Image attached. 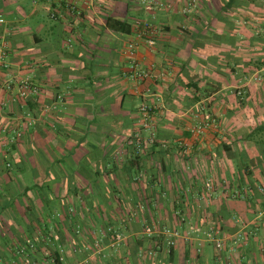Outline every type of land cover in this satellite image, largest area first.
Instances as JSON below:
<instances>
[{"label":"crops","instance_id":"obj_1","mask_svg":"<svg viewBox=\"0 0 264 264\" xmlns=\"http://www.w3.org/2000/svg\"><path fill=\"white\" fill-rule=\"evenodd\" d=\"M151 1L73 0V12L63 0H0L3 77L40 84L23 104L0 89V264H51L55 252L56 264H264V0ZM131 40L154 81L128 79ZM201 105L218 127L185 155ZM147 224L179 232L170 253ZM108 228L124 237L116 249Z\"/></svg>","mask_w":264,"mask_h":264},{"label":"built area","instance_id":"obj_2","mask_svg":"<svg viewBox=\"0 0 264 264\" xmlns=\"http://www.w3.org/2000/svg\"><path fill=\"white\" fill-rule=\"evenodd\" d=\"M151 2L159 5L161 4L159 0H152ZM63 3L69 10L73 12L77 11V6L73 0H63ZM146 7L148 9H152V5L149 3ZM4 22L3 15L0 13V25H3ZM153 33L154 29L151 23L139 22L137 24V37L139 39L146 38V41L151 44ZM137 49L138 43L135 40L127 42L124 48V55L129 59L127 75L128 79H130V81L133 83H138L141 81H154L157 76H155L153 71L139 66L136 59ZM10 70V46L6 35L4 34L0 37V89H5L11 97V101L18 104H23L31 97L38 95L40 84L36 79L31 78L28 75L16 80H5V77L3 76H9ZM238 94L240 95L241 92H238ZM152 112L153 108L149 105L142 104L139 107V122L144 128L149 129L150 122L152 120ZM191 113V123L187 129L191 143L184 141L180 144L182 149L181 151L185 155L196 148V143L204 138L209 129H216L218 127V122L214 114L205 109L203 105L193 110ZM149 141L151 143L154 142L153 139H150ZM203 186L205 193L213 192V184L210 180L205 181ZM235 195L241 196L238 195L237 192H235ZM107 232L112 234V237L109 241V246L111 248L116 249L123 244L124 237L122 234L112 231L111 228H108ZM144 234L150 239L155 238V236L158 235L162 236L164 247L167 253L171 252V250L175 247L176 238L180 237V234L177 230L166 227H158L154 224H147L144 229ZM208 234L211 235L210 239H212L216 249L221 250L224 248V240L216 236L218 233L215 231V229L210 228ZM160 246V242L155 240L154 248H149V250L146 252L147 256L151 257L155 255V249L160 248ZM26 263L30 264L28 259L26 260ZM84 263H87V261L79 264ZM94 264L99 263L95 262Z\"/></svg>","mask_w":264,"mask_h":264},{"label":"trees","instance_id":"obj_3","mask_svg":"<svg viewBox=\"0 0 264 264\" xmlns=\"http://www.w3.org/2000/svg\"><path fill=\"white\" fill-rule=\"evenodd\" d=\"M107 24H108V26L111 28V29H113V30H115V31H117V32H119L120 34H129L130 32H131V24L130 23H128V22H126V21H123V20H120V19H108V21H107ZM139 125H141V123L139 122ZM141 128H143L142 127V125H141ZM144 129V128H143ZM137 143V148H139V149H142L145 145H147L148 143H150V141L149 140H146V141H143V140H140V139H138L137 141H136ZM139 146V147H138ZM45 184L46 183H44V182H42V183H37V185H35V186H33V187H28V189L27 190H31V189H34V190H37V191H39V192H42V191H44L45 189H46V187H45ZM26 190V191H27ZM47 233V232H46ZM52 237V236H51ZM33 248H34V250H35V248H37V245H34V244H28L27 243V245L26 246H24V247H22V248H19V251H20V253H24L25 254V252H26V250L28 251V255L29 256H31L32 255V252L34 251L33 250ZM46 252H47V250H46ZM54 256H52V255H50V256H48V257H46L47 259H49V260H51L50 262H51V264H56V263H58V261H59V252H55V254H53Z\"/></svg>","mask_w":264,"mask_h":264},{"label":"rangeland","instance_id":"obj_4","mask_svg":"<svg viewBox=\"0 0 264 264\" xmlns=\"http://www.w3.org/2000/svg\"><path fill=\"white\" fill-rule=\"evenodd\" d=\"M160 1H161V0H160ZM161 2H162V1H161ZM138 103H139L138 101L135 102L136 105H137Z\"/></svg>","mask_w":264,"mask_h":264}]
</instances>
